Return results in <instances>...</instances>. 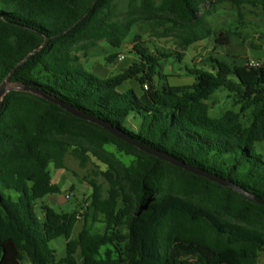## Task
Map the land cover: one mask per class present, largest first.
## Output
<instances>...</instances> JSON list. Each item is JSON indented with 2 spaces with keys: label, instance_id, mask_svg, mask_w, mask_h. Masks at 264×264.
Listing matches in <instances>:
<instances>
[{
  "label": "trees",
  "instance_id": "obj_1",
  "mask_svg": "<svg viewBox=\"0 0 264 264\" xmlns=\"http://www.w3.org/2000/svg\"><path fill=\"white\" fill-rule=\"evenodd\" d=\"M0 0V85L28 84L123 130L134 140L230 180L264 198V62L231 65L211 57L192 68L191 85L173 86L161 59L216 35L204 9L213 0ZM220 1V0H219ZM238 7L264 0H232ZM177 48L154 54L135 37L138 60L103 75L80 53L106 41L120 48L141 21ZM119 54L112 53V62ZM134 82L140 87L124 84ZM226 91L232 106L211 113ZM72 154L107 166L106 190L95 179L90 199L68 212L44 204L62 194L51 165L68 169ZM120 156L130 158L124 161ZM38 206L41 213L38 211ZM83 226L74 235L78 221ZM65 237L58 259L51 241ZM81 254L82 260L77 257ZM264 205L206 177L147 153L103 126L41 96L11 90L0 110V264H260Z\"/></svg>",
  "mask_w": 264,
  "mask_h": 264
},
{
  "label": "rangeland",
  "instance_id": "obj_2",
  "mask_svg": "<svg viewBox=\"0 0 264 264\" xmlns=\"http://www.w3.org/2000/svg\"><path fill=\"white\" fill-rule=\"evenodd\" d=\"M208 3L204 9L211 8L212 14L209 20L216 32H231V44L219 45L216 43V35L193 44L182 51V56L177 54L161 59L162 73L168 75L167 81L170 85H191L195 81V76L189 71L192 68H209L211 66L210 58H217L226 61L231 65L239 64L242 59H250L254 64L264 62V8L262 6L254 7L250 4H244L238 7L232 0H213ZM128 0L118 1V11L120 15L126 10ZM153 24L159 25V21L141 20L134 25L130 36L120 48H113L106 41H99L97 45L84 55L80 53L81 62L94 68L101 74H116L124 68L138 60L133 52L135 37H141L142 44L148 48L149 52L154 54L157 51H172L177 48L173 38H161L153 31ZM112 53L123 54L124 60L115 58L112 62L108 57ZM15 84L11 83L10 86ZM129 86L140 89L134 82L124 84L121 89ZM212 115L218 114L223 109L232 106V99L227 97L226 91H219L215 101L210 102ZM258 152L264 155V141L256 143ZM124 161L129 162L130 158L120 156ZM68 169H56L51 165L54 180L58 181L62 188L64 197L59 201L60 195L54 197L47 196L43 200L44 204L51 205L59 211L68 212L73 209H81L90 199L92 187L89 180L95 179L106 190L109 186L102 172L107 166L92 156L89 163L83 166L80 161L71 153L66 157ZM38 211L41 210L38 206ZM79 227L83 226L82 219L78 222ZM50 246L56 250L58 259L66 254V239L59 237L51 241ZM78 259L81 261V254L78 253ZM260 264H264V253L260 258Z\"/></svg>",
  "mask_w": 264,
  "mask_h": 264
},
{
  "label": "water",
  "instance_id": "obj_3",
  "mask_svg": "<svg viewBox=\"0 0 264 264\" xmlns=\"http://www.w3.org/2000/svg\"><path fill=\"white\" fill-rule=\"evenodd\" d=\"M50 41V37H47L46 40H45V43L39 47L38 49H36L35 51H33L32 53H30L21 63H19L13 70L12 72L7 76V78L2 82V84L0 85V110L2 109L3 107V100H4V97L5 95L10 92L11 90H23V91H27V92H31L33 94H36L38 96H41L55 104H58L59 106H61L62 108L66 109L68 112L74 114L75 116H78L80 118H83V119H86V120H89V121H92L96 124H99L101 126H103L105 129H107L108 131H110L111 133L115 134L116 136L126 140L127 142L131 143V144H134L136 145L138 148H140L141 150L147 152V153H150V154H153L163 160H166V161H169L171 162L172 164L176 165V166H180L190 172H193L197 175H200V176H203V177H206L212 181H215V182H218L222 185H225V186H229V187H232L234 188L235 190L245 194L246 196L254 199L255 201H257L258 203L264 205V198H261L257 195H254V194H251L247 191H245L243 188L239 187L238 185H236L235 183H233L232 181L230 180H226L222 177H219L217 175H213V174H210L209 172L203 170V169H200V168H197V167H194L192 165H189V164H186L185 162H183L182 160H179L171 155H168L166 153H163L161 151H158L154 148H151V147H148L136 140H134L133 138H131L130 136H128L123 130L115 127L114 125L102 120V119H98V118H95L94 116L88 114V113H84L76 108H74L73 106L65 103L64 101L60 100V99H57L53 96H51L50 94L40 90V89H37V88H34L28 84H15L14 86H10V82H9V79L10 77L13 75V73L16 71V69L26 60L28 59L31 55L33 54H36L38 53L39 51H41L42 49H44L48 43ZM244 62H247V60L244 59ZM61 198L64 197L63 194H61L60 196ZM61 198L59 199V201L61 202Z\"/></svg>",
  "mask_w": 264,
  "mask_h": 264
},
{
  "label": "crops",
  "instance_id": "obj_4",
  "mask_svg": "<svg viewBox=\"0 0 264 264\" xmlns=\"http://www.w3.org/2000/svg\"><path fill=\"white\" fill-rule=\"evenodd\" d=\"M54 182H56V183H58L59 185H60V183L58 182V181H55L54 180ZM48 196H52V197H54V196H56V194H52V195H48ZM61 197H59V199H60ZM79 222V221H78ZM81 229H82V227H79V224L77 223V225H76V227H75V231H74V235L75 236H78L79 235V233H80V231H81Z\"/></svg>",
  "mask_w": 264,
  "mask_h": 264
},
{
  "label": "built area",
  "instance_id": "obj_5",
  "mask_svg": "<svg viewBox=\"0 0 264 264\" xmlns=\"http://www.w3.org/2000/svg\"><path fill=\"white\" fill-rule=\"evenodd\" d=\"M118 59L122 61L125 59V56L123 54H119Z\"/></svg>",
  "mask_w": 264,
  "mask_h": 264
}]
</instances>
